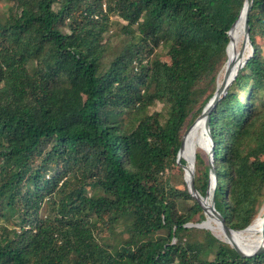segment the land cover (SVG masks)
Masks as SVG:
<instances>
[{
	"label": "trees",
	"instance_id": "16d2710c",
	"mask_svg": "<svg viewBox=\"0 0 264 264\" xmlns=\"http://www.w3.org/2000/svg\"><path fill=\"white\" fill-rule=\"evenodd\" d=\"M7 1L0 264H264V248L242 255L189 225L207 215L175 185L183 132L215 93L245 0ZM249 24L251 56L209 122L215 207L236 230L264 216V0ZM133 32L141 39L119 42ZM210 169L199 147L202 195Z\"/></svg>",
	"mask_w": 264,
	"mask_h": 264
},
{
	"label": "water",
	"instance_id": "95a60500",
	"mask_svg": "<svg viewBox=\"0 0 264 264\" xmlns=\"http://www.w3.org/2000/svg\"><path fill=\"white\" fill-rule=\"evenodd\" d=\"M252 1L253 0H245L243 8L238 16V18L235 20V22L233 23V25L231 26L230 30H229V35H230V41L227 45V54H228V48L230 46L231 43V33L233 31V29L235 28V26L237 25V22L239 20V18H241V16H243V39H242V45L240 47V49L238 50V53H236V55L233 58H230L228 56V59L225 63L224 66V76H223V82L222 84H218L216 91L214 93V95L212 96L211 100L208 103L207 109L204 110V113L202 114V120L204 123V126L206 127V131L208 133V138H211V132H210V114H209V109L217 103V101L226 94L228 87L230 85V83L233 81V79L236 78L239 70L242 68V66L245 64V62L248 60L249 55H248V51L249 48H251L252 42H251V37H250V24H249V11L251 9V5H252ZM193 126H191L190 128H188L184 135L182 136V143H181V147L179 149L178 152V162L181 161L182 158H184L187 163L183 165V168L185 170V178L188 182V187L189 190L191 192V194L197 198V200L199 201L200 205L203 207L205 214L207 215V218L205 220H203L202 222L199 223H193L192 225H196L199 227H206V228H210L206 223L209 220V217L212 215L214 217H216L221 223H222V230L225 234V236H227L230 240L233 237V232H243V231H248L251 230L252 228L250 226L241 229V230H236L231 228L230 226H228L225 222H224V218L221 215V213H219V211L215 208V200L214 197L211 198V200L209 199L210 196H208V194L206 195H202L196 188L195 186V157L196 155L193 154L192 155V159H189L187 157L184 156L183 154V148H184V142L186 139V136L189 132V130L192 128ZM211 164V171L215 172V169L213 168L212 163ZM210 202H209V200ZM263 229H264V217H263ZM264 235V234H263ZM231 244L238 250V252H240L242 255H253L255 253H257V251L255 253H248L245 252L240 246L239 244H237L235 241H232ZM261 250V249H259ZM258 250V251H259Z\"/></svg>",
	"mask_w": 264,
	"mask_h": 264
},
{
	"label": "rangeland",
	"instance_id": "374dc122",
	"mask_svg": "<svg viewBox=\"0 0 264 264\" xmlns=\"http://www.w3.org/2000/svg\"><path fill=\"white\" fill-rule=\"evenodd\" d=\"M7 0H0V15H3L5 12H6V5H7ZM122 27V24L118 25V28H121ZM111 34V33H110ZM131 37V38H129ZM129 37H125L124 35H122L121 39H119V42L123 41L122 44H124L125 41H131L132 40V43H135L136 41H138L139 39H141V36L137 33V32H133L131 36ZM251 49V48H249ZM159 58L163 61H167V62H170V57L169 55L167 54V52L165 50H162V49H159ZM250 54V53H249ZM228 55V54H227ZM228 59V57H227ZM227 61V60H226ZM224 68L220 71L219 73V76H218V81H217V86L219 84V81L223 78V72H224ZM220 78V79H219ZM216 91V90H215ZM245 93V91H244ZM214 95V94H213ZM212 98V97H211ZM211 98L209 99V101L211 100ZM209 101L204 105L203 107V110L201 112H198L195 116V118L193 119V121L189 124L188 127L185 128L184 132H183V135L185 133V131L190 128L191 126H193L197 120H200L202 119V114L204 113V110L207 109V106H208V103ZM216 104H214L210 109H209V114L212 113L214 111V108H215ZM150 107V111L153 112L155 110H161L162 109V102H158L157 104H153ZM206 133V132H205ZM206 136L208 137V133L206 134ZM214 145V140L212 138H208V142L206 145L202 146L203 149H205L207 152H208V155H209V163H212L213 165V151H212V147ZM199 147H201L200 145H198ZM198 147V148H199ZM197 148V149H198ZM195 161H196V157H195ZM250 166H251V160L250 159H246V164H245V167H244V171L247 172L250 170ZM213 168H214V165H213ZM215 169V168H214ZM176 174V172H174V175ZM173 175V176H174ZM184 177H185V170H184ZM185 180L186 182V185L188 187V182L186 180V178H182L180 180V182L177 184L175 183V185H178V186H182L183 184V181L182 180ZM218 180H217V175H216V172H213L210 170V173H209V178H208V188H207V193L208 196H210V200L211 198H213L215 196V192H216V189L218 188ZM189 188V187H188ZM184 201V200H183ZM191 200L188 201V204L186 202H182L183 204H181L180 208L181 210H187L189 208V204H191ZM216 208V207H215ZM260 216V215H259ZM264 217V216H263ZM263 217H259V221L257 223V225L255 226V228L251 231H243L242 232V236H240V240L241 242H243L245 245L249 246V249L252 248V249H243L240 245V247L245 251V252H248V253H255L256 251H258L259 249H262L264 248V230H263ZM207 218V217H206ZM205 218V219H206ZM204 219V220H205ZM203 221V220H202ZM200 221V222H202ZM194 222H190L189 225H192ZM199 223V222H197ZM253 223V222H252ZM251 223V224H252ZM251 224H249L248 226H250ZM247 226V227H248ZM206 228V227H205ZM211 230V228H209ZM258 229V230H257ZM125 236V235H123ZM237 243V242H236ZM254 246V247H253Z\"/></svg>",
	"mask_w": 264,
	"mask_h": 264
},
{
	"label": "bare ground",
	"instance_id": "6f19581e",
	"mask_svg": "<svg viewBox=\"0 0 264 264\" xmlns=\"http://www.w3.org/2000/svg\"><path fill=\"white\" fill-rule=\"evenodd\" d=\"M243 16L239 18L237 25L233 29L231 33L232 41L230 43V46L228 48V56L230 58H233L236 53H238V50L240 49L242 45V39H243ZM224 73V72H223ZM224 75V74H223ZM220 79V78H219ZM223 78L219 81V85L222 84ZM206 132V133H205ZM207 131L206 127L204 126V123L202 120H197L196 123L193 125V127L189 130L185 142H184V148H183V154L189 158L192 159V155H196L197 148L200 145L201 147L206 145L208 142V137L206 136ZM210 199V198H209ZM208 199V200H209ZM210 202V200H209ZM259 219H257L255 222H253L250 227L252 228L251 231L255 228L257 225ZM212 230L218 233V235L225 237L230 243L232 241L237 242L243 249L247 250L249 249V246L245 245L240 240V236H242V232H233V237L231 240L225 236L223 230H222V223L214 216H210L209 220L206 223ZM258 230V229H257ZM250 231V230H248ZM254 247V246H253ZM252 249V248H250ZM249 249V250H250Z\"/></svg>",
	"mask_w": 264,
	"mask_h": 264
},
{
	"label": "clouds",
	"instance_id": "9594fccd",
	"mask_svg": "<svg viewBox=\"0 0 264 264\" xmlns=\"http://www.w3.org/2000/svg\"><path fill=\"white\" fill-rule=\"evenodd\" d=\"M252 50H253V45H251V49H249V51H248V55H249V57L251 56V52H252ZM250 53V54H249ZM212 138V137H211ZM213 147H214V145H213ZM213 147H212V151H213ZM210 166H211V164H210ZM264 230V229H263Z\"/></svg>",
	"mask_w": 264,
	"mask_h": 264
}]
</instances>
